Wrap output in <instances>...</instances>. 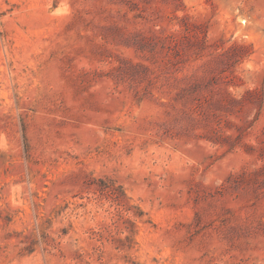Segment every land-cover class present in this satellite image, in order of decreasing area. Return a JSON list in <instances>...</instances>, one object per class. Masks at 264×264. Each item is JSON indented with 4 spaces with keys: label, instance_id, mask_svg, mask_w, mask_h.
Wrapping results in <instances>:
<instances>
[{
    "label": "rangeland",
    "instance_id": "rangeland-1",
    "mask_svg": "<svg viewBox=\"0 0 264 264\" xmlns=\"http://www.w3.org/2000/svg\"><path fill=\"white\" fill-rule=\"evenodd\" d=\"M0 264H264V0H0Z\"/></svg>",
    "mask_w": 264,
    "mask_h": 264
}]
</instances>
